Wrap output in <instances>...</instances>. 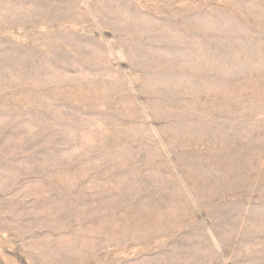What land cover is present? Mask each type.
Instances as JSON below:
<instances>
[{"label": "rangeland", "instance_id": "rangeland-1", "mask_svg": "<svg viewBox=\"0 0 264 264\" xmlns=\"http://www.w3.org/2000/svg\"><path fill=\"white\" fill-rule=\"evenodd\" d=\"M0 264H264V0H0Z\"/></svg>", "mask_w": 264, "mask_h": 264}]
</instances>
